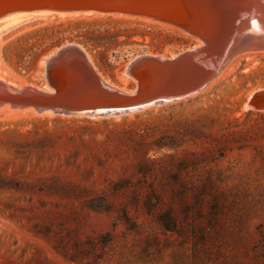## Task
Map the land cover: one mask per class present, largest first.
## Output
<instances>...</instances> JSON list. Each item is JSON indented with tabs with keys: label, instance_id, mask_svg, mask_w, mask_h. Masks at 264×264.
<instances>
[{
	"label": "rangeland",
	"instance_id": "374dc122",
	"mask_svg": "<svg viewBox=\"0 0 264 264\" xmlns=\"http://www.w3.org/2000/svg\"><path fill=\"white\" fill-rule=\"evenodd\" d=\"M159 23L21 18L0 27L2 76L38 83L40 58L71 42L130 87L134 56L196 43ZM259 88L264 52L198 95L117 119L0 114V264H264V113L244 109Z\"/></svg>",
	"mask_w": 264,
	"mask_h": 264
},
{
	"label": "water",
	"instance_id": "95a60500",
	"mask_svg": "<svg viewBox=\"0 0 264 264\" xmlns=\"http://www.w3.org/2000/svg\"><path fill=\"white\" fill-rule=\"evenodd\" d=\"M32 14H103L151 18L196 43L175 55L140 53L125 66L132 80H107L76 43L39 60L38 83L0 78V109L107 118L189 99L203 92L237 55L264 52V0H0V20ZM245 106L264 110V88Z\"/></svg>",
	"mask_w": 264,
	"mask_h": 264
},
{
	"label": "bare ground",
	"instance_id": "6f19581e",
	"mask_svg": "<svg viewBox=\"0 0 264 264\" xmlns=\"http://www.w3.org/2000/svg\"><path fill=\"white\" fill-rule=\"evenodd\" d=\"M82 15H84V16H95V15H97V16H99V15H103V14H71V15H61V14H32V15H17V16H10V17H8V18H5V19H3V20H0V27H2V26H6V25H10V24H13V23H15V22H17L18 20H20L21 18H24V17H27V16H38V17H47V16H52V17H73V16H82ZM113 15H117V14H113ZM149 19H151V18H149ZM153 20V19H152ZM160 23H162V22H160ZM159 23V24H160ZM162 25L163 26H166L168 29H170V30H173V31H177V32H180L181 34H185V36L187 35L188 37H190V38H192L191 36H189L187 33H185V32H183L182 30H179V29H177V28H174V27H172V26H169V25H166V24H164V23H162ZM249 53H254V52H249ZM244 54H246V53H244ZM241 55V54H240ZM237 56H239V55H237ZM236 56V57H237ZM235 58V57H234ZM89 59L91 60V58L89 57ZM91 62H92V60H91ZM93 63V62H92ZM230 64V63H229ZM228 64V65H229ZM40 65V64H39ZM227 65V66H228ZM226 66V67H227ZM226 69V68H225ZM224 69V70H225ZM223 70V71H224ZM223 73V72H222ZM221 73V74H222ZM220 74V75H221ZM3 75V71H2V67H1V63H0V78H3V79H5V77L4 76H2ZM124 77H126V80L127 81H132L130 78H128L124 73L122 74ZM219 75V76H220ZM218 76V77H219ZM217 77V78H218ZM216 78V79H217ZM216 79L213 81V82H211V83H214L215 81H216ZM20 83H25V81H19ZM160 107V106H159ZM156 108H158V107H153V109H156ZM149 109H151V108H149ZM244 109L245 110H251L249 107H247V106H244ZM252 111H254V112H259V113H264V110H257V109H252ZM133 113H135V112H133ZM133 113H130V114H127V115H131V114H133ZM0 114H3L4 116H21V115H24V116H37V117H49V118H51V117H63V118H83V119H85V118H87V117H81V116H73V117H70V116H59V115H52V114H49V113H45V114H38V113H36V112H34L33 110H23V111H20V110H17V111H12V110H7L6 108H1L0 109ZM121 116L119 115V116H112V118H115V119H117V118H120ZM88 119H92V120H97V119H99V118H96V117H93V118H88Z\"/></svg>",
	"mask_w": 264,
	"mask_h": 264
},
{
	"label": "trees",
	"instance_id": "16d2710c",
	"mask_svg": "<svg viewBox=\"0 0 264 264\" xmlns=\"http://www.w3.org/2000/svg\"><path fill=\"white\" fill-rule=\"evenodd\" d=\"M52 47H54V46H48V47H46V48H42V49L40 50L39 54H41V53L47 51L49 48H52ZM39 54H36V55H35L34 60L37 59V57L39 56ZM167 230L172 231L171 228H170L169 226L167 227Z\"/></svg>",
	"mask_w": 264,
	"mask_h": 264
}]
</instances>
